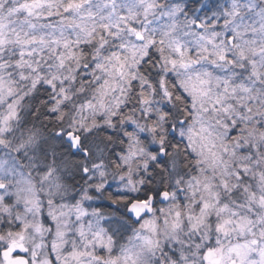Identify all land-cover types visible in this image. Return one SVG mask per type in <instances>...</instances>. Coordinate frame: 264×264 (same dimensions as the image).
Listing matches in <instances>:
<instances>
[{
  "label": "snow or ice",
  "instance_id": "1",
  "mask_svg": "<svg viewBox=\"0 0 264 264\" xmlns=\"http://www.w3.org/2000/svg\"><path fill=\"white\" fill-rule=\"evenodd\" d=\"M0 264H264V0H0Z\"/></svg>",
  "mask_w": 264,
  "mask_h": 264
}]
</instances>
